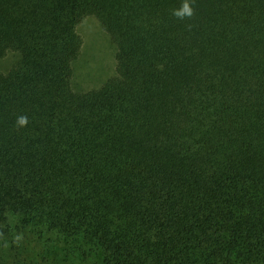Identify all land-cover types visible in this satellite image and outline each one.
I'll return each mask as SVG.
<instances>
[{
    "label": "trees",
    "instance_id": "trees-1",
    "mask_svg": "<svg viewBox=\"0 0 264 264\" xmlns=\"http://www.w3.org/2000/svg\"><path fill=\"white\" fill-rule=\"evenodd\" d=\"M191 3L0 0V264H264V0Z\"/></svg>",
    "mask_w": 264,
    "mask_h": 264
},
{
    "label": "rangeland",
    "instance_id": "rangeland-1",
    "mask_svg": "<svg viewBox=\"0 0 264 264\" xmlns=\"http://www.w3.org/2000/svg\"><path fill=\"white\" fill-rule=\"evenodd\" d=\"M78 32L83 39V45L79 58L74 63V85L77 89L86 91L96 88L115 74L116 48L110 35L95 16H88L81 21ZM17 59V53L8 52L0 59V71L6 72ZM19 254L21 257L20 252ZM92 260L91 257L90 261ZM90 261L81 256H70L66 264H90Z\"/></svg>",
    "mask_w": 264,
    "mask_h": 264
},
{
    "label": "clouds",
    "instance_id": "clouds-1",
    "mask_svg": "<svg viewBox=\"0 0 264 264\" xmlns=\"http://www.w3.org/2000/svg\"><path fill=\"white\" fill-rule=\"evenodd\" d=\"M173 15L178 19L191 18L194 15L191 0H181L180 6L173 9ZM16 123L18 127H24L28 124V117L26 115H20L17 117Z\"/></svg>",
    "mask_w": 264,
    "mask_h": 264
}]
</instances>
